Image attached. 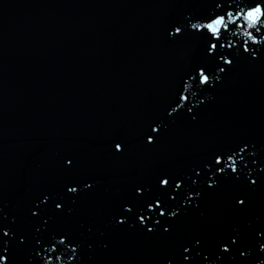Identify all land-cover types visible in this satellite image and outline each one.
Instances as JSON below:
<instances>
[{
    "label": "water",
    "instance_id": "obj_1",
    "mask_svg": "<svg viewBox=\"0 0 264 264\" xmlns=\"http://www.w3.org/2000/svg\"><path fill=\"white\" fill-rule=\"evenodd\" d=\"M208 8L207 0H0V208L9 221L29 229L39 223L28 209L42 194L61 193L65 157L76 161L81 183L76 203L65 201L74 211L61 226L92 227L82 237L95 245L84 250L86 264H165L179 243L213 238L234 219L201 183L200 207L182 215L172 240L112 223L132 183L155 170H189L240 140L264 145V60L238 59L204 92L195 120L185 112L165 117L198 55L195 37L172 39L165 30L170 19ZM153 120L166 127L147 146L143 134ZM117 141L126 146L122 154L113 152ZM257 215L264 216V189L245 219Z\"/></svg>",
    "mask_w": 264,
    "mask_h": 264
},
{
    "label": "snow or ice",
    "instance_id": "obj_2",
    "mask_svg": "<svg viewBox=\"0 0 264 264\" xmlns=\"http://www.w3.org/2000/svg\"><path fill=\"white\" fill-rule=\"evenodd\" d=\"M207 3L209 8L202 14L174 17L165 30L172 39L187 32L198 41V55L190 60L175 87L174 97L164 109L167 119L185 112L195 120L194 109L204 104V92L220 84L238 59L249 63L264 60V0ZM165 127L163 120L148 124L143 134L145 144L157 143ZM125 147L114 142L113 152L122 154ZM62 165L68 179L61 193L42 194L37 197L39 203L28 209L29 219L39 223L29 229L16 219L9 221L0 208V264H19L21 255L23 264H60L65 256L68 264H86L84 250L91 252L95 245L82 237L85 231L91 233L92 227L79 224L76 230L61 226V221L74 211L65 201L76 203L81 183L73 176L74 158L65 157ZM201 183L204 191L226 204L234 219L213 238L196 234L179 243L172 259L165 264H264V216L245 219L254 195L264 189V145L248 140L213 151L189 170L160 168L149 178L132 183L126 198L114 210L112 223L117 228L134 225L148 238L159 233L164 240H172L182 224V215L200 207ZM83 184L86 189L93 187L87 182ZM102 247L106 250L108 245ZM61 248L67 250L64 255L58 254Z\"/></svg>",
    "mask_w": 264,
    "mask_h": 264
}]
</instances>
